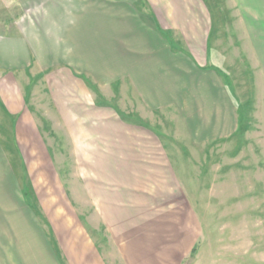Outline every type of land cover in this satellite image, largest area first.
<instances>
[{
    "label": "crops",
    "instance_id": "obj_1",
    "mask_svg": "<svg viewBox=\"0 0 264 264\" xmlns=\"http://www.w3.org/2000/svg\"><path fill=\"white\" fill-rule=\"evenodd\" d=\"M214 1L0 0V153L13 171L30 177L39 170L34 199L19 192L7 168L1 185L24 220L13 224L22 226L30 264H62L61 254L67 264H108L96 232L77 224L83 216L99 223L118 264H183L192 253L199 215L170 134L149 122L158 112L175 113L185 136L199 141L235 130L211 43ZM93 84L108 100L117 86L119 103H100ZM58 135L70 138L71 152L84 161V211L60 191L48 140ZM10 154H21L18 164ZM36 199L40 214L31 208ZM66 216L68 239L55 221Z\"/></svg>",
    "mask_w": 264,
    "mask_h": 264
},
{
    "label": "rangeland",
    "instance_id": "obj_2",
    "mask_svg": "<svg viewBox=\"0 0 264 264\" xmlns=\"http://www.w3.org/2000/svg\"><path fill=\"white\" fill-rule=\"evenodd\" d=\"M211 8L217 14L211 43L218 50L217 63L225 70L221 77L230 91L235 130L221 138L199 141L192 135L185 136L188 130H183L186 126L175 119V113L158 112L148 122L159 130L167 129L170 134L167 139L175 151V165L189 192L191 209L199 215L195 217L199 222L196 251L183 264H264V0H216L211 2ZM93 89L100 103L112 106L119 103L117 86L109 92V100L95 84ZM32 92L33 85H29L27 94ZM30 98L34 104L37 97ZM128 116L138 121L137 115ZM43 123L45 128L54 129L53 122ZM180 131L184 135L176 136ZM48 140L60 167L63 197L72 199L84 211L87 208L84 161L71 152L70 138L58 135ZM10 155L18 164L21 154ZM8 160L7 154L0 153V197H3L0 199V264H30L32 257L21 235L22 226L13 224L24 220L13 212L1 183L5 181L7 168V172H13L19 192L34 199L33 178L39 177V170L34 169L29 177L25 170L9 169ZM31 203V208L40 214L37 199ZM62 203H66L64 208L69 207L66 200ZM70 219L66 216L55 220L65 239L69 236ZM77 224L83 228L88 225L96 232L100 245L105 247L102 250L106 263L118 264L116 251L110 247L104 231H96L99 223L95 218L83 216ZM50 236L54 241V234ZM37 251L32 249L34 253ZM42 255L48 263L52 261L47 253ZM61 259L62 264H67L63 254Z\"/></svg>",
    "mask_w": 264,
    "mask_h": 264
},
{
    "label": "trees",
    "instance_id": "obj_3",
    "mask_svg": "<svg viewBox=\"0 0 264 264\" xmlns=\"http://www.w3.org/2000/svg\"><path fill=\"white\" fill-rule=\"evenodd\" d=\"M225 77H226V76H225ZM195 251H196V250H195V247H194L193 250H192V253H195Z\"/></svg>",
    "mask_w": 264,
    "mask_h": 264
}]
</instances>
